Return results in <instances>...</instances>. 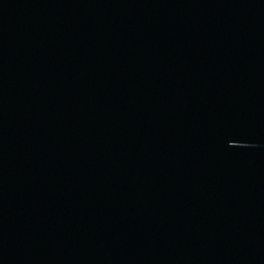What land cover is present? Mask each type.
I'll list each match as a JSON object with an SVG mask.
<instances>
[{"label": "water", "instance_id": "95a60500", "mask_svg": "<svg viewBox=\"0 0 264 264\" xmlns=\"http://www.w3.org/2000/svg\"><path fill=\"white\" fill-rule=\"evenodd\" d=\"M0 264H264V0H0Z\"/></svg>", "mask_w": 264, "mask_h": 264}]
</instances>
